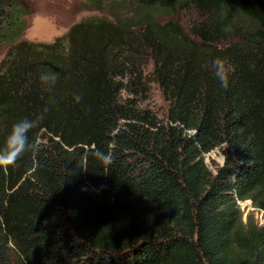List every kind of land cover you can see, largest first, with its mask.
I'll list each match as a JSON object with an SVG mask.
<instances>
[{
	"label": "trees",
	"instance_id": "16d2710c",
	"mask_svg": "<svg viewBox=\"0 0 264 264\" xmlns=\"http://www.w3.org/2000/svg\"><path fill=\"white\" fill-rule=\"evenodd\" d=\"M88 2L145 18L29 42L25 1L0 0V148L14 122L38 121L35 147L0 166V264H264V0ZM190 8L188 34L150 16ZM143 25L163 118L143 106Z\"/></svg>",
	"mask_w": 264,
	"mask_h": 264
},
{
	"label": "rangeland",
	"instance_id": "374dc122",
	"mask_svg": "<svg viewBox=\"0 0 264 264\" xmlns=\"http://www.w3.org/2000/svg\"><path fill=\"white\" fill-rule=\"evenodd\" d=\"M27 4L29 15L26 16L27 28L23 39L29 42H46L51 43L57 37L67 34V32L75 25L81 22L96 23L101 21L110 22L119 25L125 21L140 23L144 20L142 13H133L130 8L111 9L108 5L102 6L103 9L94 8L89 5L88 0H24ZM151 19L160 25L173 24L182 32L188 34L189 26L192 21L197 18L194 9L176 10L170 9L155 14H150ZM145 25L134 27L133 44L137 47L139 54V67L147 79H151L150 91L145 95L143 106L149 107L160 118L165 116L167 110V102L163 96L162 88L153 72L154 61L151 55V45L155 44L157 38L153 36L146 40L139 30H144ZM12 46H0V62L5 58ZM205 160L209 166L212 161L222 163L224 156L221 150H214L205 156ZM250 201L241 203L246 219L249 212L253 211L249 208ZM255 220L258 225L264 222V213L259 210L254 212Z\"/></svg>",
	"mask_w": 264,
	"mask_h": 264
},
{
	"label": "clouds",
	"instance_id": "9594fccd",
	"mask_svg": "<svg viewBox=\"0 0 264 264\" xmlns=\"http://www.w3.org/2000/svg\"><path fill=\"white\" fill-rule=\"evenodd\" d=\"M214 75L219 80L221 87L229 85L230 66L227 57L217 56L212 61ZM79 99V97H77ZM38 121L28 118L14 122L6 137L3 148H0V166L7 167L15 162L27 151L32 150L35 145L29 141V132L37 126ZM104 164L110 163V158L97 153Z\"/></svg>",
	"mask_w": 264,
	"mask_h": 264
},
{
	"label": "built area",
	"instance_id": "2783aa9c",
	"mask_svg": "<svg viewBox=\"0 0 264 264\" xmlns=\"http://www.w3.org/2000/svg\"><path fill=\"white\" fill-rule=\"evenodd\" d=\"M244 202V201H243ZM240 203H242V202H240ZM249 208L250 209H252L253 211L255 210V208L252 206V205H249ZM262 213H264V211L263 210H260Z\"/></svg>",
	"mask_w": 264,
	"mask_h": 264
}]
</instances>
